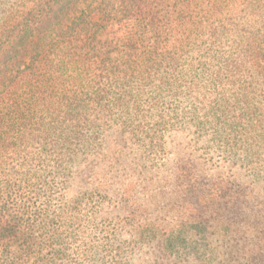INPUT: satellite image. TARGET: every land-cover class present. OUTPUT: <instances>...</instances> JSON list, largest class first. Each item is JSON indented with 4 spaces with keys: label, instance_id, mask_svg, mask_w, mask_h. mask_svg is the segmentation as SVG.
Instances as JSON below:
<instances>
[{
    "label": "trees",
    "instance_id": "trees-1",
    "mask_svg": "<svg viewBox=\"0 0 264 264\" xmlns=\"http://www.w3.org/2000/svg\"><path fill=\"white\" fill-rule=\"evenodd\" d=\"M173 129L245 165L231 184L176 166L165 215L188 212L200 232L236 245L256 236L243 259L264 264V236L254 234L264 231V211L249 214L251 197L264 192L252 167L264 162V0H0L1 264L12 256L23 264L15 249L29 246L11 245L35 221L77 217L50 211L38 195L54 187L49 179L71 175L81 146L110 131L159 140ZM142 167L129 176L143 177ZM116 184L118 216L143 241L157 239L165 255L185 251L179 216L141 219L160 201L145 205Z\"/></svg>",
    "mask_w": 264,
    "mask_h": 264
},
{
    "label": "rangeland",
    "instance_id": "rangeland-1",
    "mask_svg": "<svg viewBox=\"0 0 264 264\" xmlns=\"http://www.w3.org/2000/svg\"><path fill=\"white\" fill-rule=\"evenodd\" d=\"M96 136H99L96 144L79 148L78 162L71 175L49 179L48 183L54 182V187L48 186L47 192L41 191L38 195L41 199L38 202L48 204L50 211L63 208L67 218L70 213L77 217L61 222L56 219L35 221L26 239L11 245L13 252L17 246H29L30 250L15 249L23 264H116L113 261L116 258L122 261L119 264H182L184 262L179 258L182 254H186L184 264H246L243 252L252 248L256 236L253 239L240 238V244L236 245V239L200 232L194 223L186 221L188 212L166 216L169 199L163 198L175 188L176 166H183L184 170L202 169L217 180L224 179L225 183L231 184V179L243 171L245 164H230L217 145L208 146L203 138L186 129L164 132L159 140L139 136L131 140L129 135L118 131ZM136 164L139 170L143 166L140 179L129 176V169ZM252 167L259 172L260 178H264V162H260V166L254 163ZM252 179L248 176L245 185H249ZM111 183H118L116 186L124 194L133 188L145 205L149 204L147 198L152 195L160 201L158 206L150 205L149 210L140 215L141 219L165 224L172 217L179 216L180 222L186 224L183 235L185 251L165 255L157 239L143 241L144 234L136 233L129 225L131 221L118 216L116 204L120 198L111 194ZM260 184L263 185L264 180ZM251 201L249 214L255 208L264 211V192H255ZM205 218L209 220L206 215ZM251 218L246 216V219ZM136 224L139 226L142 222L138 220ZM257 231L254 234L264 236V231ZM197 248L200 250L196 260L190 252ZM10 260L13 262L8 264H18L16 257L12 256Z\"/></svg>",
    "mask_w": 264,
    "mask_h": 264
}]
</instances>
